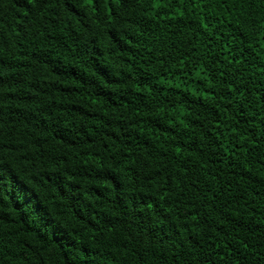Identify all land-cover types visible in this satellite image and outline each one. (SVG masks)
Instances as JSON below:
<instances>
[{
  "label": "trees",
  "instance_id": "1",
  "mask_svg": "<svg viewBox=\"0 0 264 264\" xmlns=\"http://www.w3.org/2000/svg\"><path fill=\"white\" fill-rule=\"evenodd\" d=\"M0 264H264V0H0Z\"/></svg>",
  "mask_w": 264,
  "mask_h": 264
}]
</instances>
